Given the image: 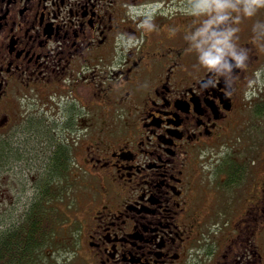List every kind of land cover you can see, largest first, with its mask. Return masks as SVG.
I'll return each instance as SVG.
<instances>
[{
  "label": "flooded vegetation",
  "instance_id": "obj_1",
  "mask_svg": "<svg viewBox=\"0 0 264 264\" xmlns=\"http://www.w3.org/2000/svg\"><path fill=\"white\" fill-rule=\"evenodd\" d=\"M229 1L0 0V201L50 184L62 119L81 264H264V40Z\"/></svg>",
  "mask_w": 264,
  "mask_h": 264
},
{
  "label": "rangeland",
  "instance_id": "obj_2",
  "mask_svg": "<svg viewBox=\"0 0 264 264\" xmlns=\"http://www.w3.org/2000/svg\"><path fill=\"white\" fill-rule=\"evenodd\" d=\"M249 3L251 5L256 3H251L250 0H230L228 2L229 7L239 5L241 7V14L245 15V19L250 18V24L251 26L246 29L242 37L249 36L251 39L256 36L258 42L264 40V13L258 11H255L251 13V6H249ZM213 10H215V5H212ZM187 16L192 15V12L190 10H187L184 12ZM205 14V13H203ZM214 15L211 16L214 20ZM259 22L260 31L258 28H255V25ZM261 48V51L263 53L264 45L261 44L259 46ZM255 54V53H254ZM260 60V56L259 59ZM263 63H264V56H263ZM260 77V74L258 75ZM255 86V83H254ZM259 92V91H258ZM264 93V91H263ZM264 97V94L263 96ZM42 114H44L45 118H48V114L45 111H43V108H38ZM50 121V125L48 128H54L52 131L49 132V134L53 133L54 140H61L65 141L66 138H71L70 131H65L62 129V123L63 120H54L51 117L47 119ZM32 130L35 131L34 136L39 132H43V136H46V127H38L33 128ZM73 129H71L72 131ZM55 131V132H53ZM29 142V141H27ZM30 143V142H29ZM32 143V142H31ZM256 147V144H247L246 146L242 147L240 149V153H245L250 149V147ZM239 147V145H237ZM40 148V147H38ZM39 151V150H38ZM211 161V159H210ZM207 164V161H205ZM209 163V160H208ZM211 164V163H210ZM212 168V166H207L205 169ZM7 174V173H6ZM84 176L76 177L75 175H70L68 185L69 187V193L64 196L63 200H56L55 204H57L58 210H59V221L56 223V231L55 234L52 235V239L50 242H48L47 247V261L48 264H81L80 260L75 259V251L73 249L79 245L80 238H79V232L81 230L80 225V219H82L84 209H87V192L91 191L90 184L93 181V177L89 176L87 172L83 173ZM10 177L11 175H7V181H5L4 185V192L3 197L0 201V229H3V225L6 224L7 218L13 216V220L11 222H19V220L22 219L23 213L26 211L28 205V201H30V197L33 194V191L29 190V176H26L23 181L26 182V187H28L26 192V199H22L21 202L27 203V205L21 204V202L18 203V196L16 191H14L12 186L10 185ZM18 181H16L17 183ZM22 184H17L16 187H21ZM227 195H230V190L226 193ZM230 199V198H229ZM228 199V200H229ZM14 205H17L14 207ZM71 207H70V206ZM69 206V207H68ZM10 210V211H9ZM8 215L5 220L1 219L2 216ZM86 215V214H85ZM2 221V222H1ZM2 227V228H1Z\"/></svg>",
  "mask_w": 264,
  "mask_h": 264
},
{
  "label": "trees",
  "instance_id": "obj_3",
  "mask_svg": "<svg viewBox=\"0 0 264 264\" xmlns=\"http://www.w3.org/2000/svg\"><path fill=\"white\" fill-rule=\"evenodd\" d=\"M257 4L264 7L260 2ZM262 110L258 112L261 114ZM54 135L52 133L54 148L50 184H44L46 175H40L38 179L42 184L37 185L22 219L13 222L5 230L0 229V264H48L47 244L55 234L56 223L59 221L55 201L63 200L70 187V169L64 164L70 159V150L60 139L55 141Z\"/></svg>",
  "mask_w": 264,
  "mask_h": 264
},
{
  "label": "clouds",
  "instance_id": "obj_4",
  "mask_svg": "<svg viewBox=\"0 0 264 264\" xmlns=\"http://www.w3.org/2000/svg\"><path fill=\"white\" fill-rule=\"evenodd\" d=\"M253 3H256L257 0H252ZM260 3H261V6H264V0H260ZM217 43H221V41H217ZM219 51V49H218ZM216 59H218V57H210L209 58V63H215L216 62Z\"/></svg>",
  "mask_w": 264,
  "mask_h": 264
},
{
  "label": "bare ground",
  "instance_id": "obj_5",
  "mask_svg": "<svg viewBox=\"0 0 264 264\" xmlns=\"http://www.w3.org/2000/svg\"><path fill=\"white\" fill-rule=\"evenodd\" d=\"M3 140H4V139H3ZM1 145H2V144H1ZM16 145H17V144H16ZM3 146H4V145H3ZM3 148H4V147H3ZM3 148H2V149H3ZM15 150H16V149H15ZM13 152H14V151H13ZM18 153H19V152H18ZM6 154H7V153H6ZM17 155H18V154H17ZM19 155H20V154H19ZM22 161H23V160H22ZM2 174H3V173H2ZM9 211H10V210H9ZM11 215H12V214H11ZM5 216H6V215H5ZM22 222H23V221H22Z\"/></svg>",
  "mask_w": 264,
  "mask_h": 264
}]
</instances>
